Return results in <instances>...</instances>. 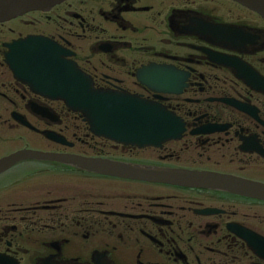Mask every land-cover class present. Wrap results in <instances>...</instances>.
Here are the masks:
<instances>
[{"label":"flooded vegetation","instance_id":"obj_1","mask_svg":"<svg viewBox=\"0 0 264 264\" xmlns=\"http://www.w3.org/2000/svg\"><path fill=\"white\" fill-rule=\"evenodd\" d=\"M27 37L56 46L24 54L20 78L5 55ZM61 61L129 101L85 119L36 72ZM22 150L54 158L0 173V264H264V18L233 0H65L0 22V159Z\"/></svg>","mask_w":264,"mask_h":264},{"label":"water","instance_id":"obj_2","mask_svg":"<svg viewBox=\"0 0 264 264\" xmlns=\"http://www.w3.org/2000/svg\"><path fill=\"white\" fill-rule=\"evenodd\" d=\"M64 0H0V22L7 21L18 15H22L26 12L33 10H48L55 4H58ZM242 5L257 12L264 18V0H234ZM48 45H52L47 40L37 38H27L16 42L11 48L15 49L18 54L11 56L10 63L15 67V73L17 77L24 76L27 69L23 66L22 59L24 54H40L37 49L44 48L47 50ZM59 67V66H58ZM54 68V67H53ZM50 67L40 68L38 67L37 73L42 76L44 83H48L50 80L54 82L55 88H59L57 96L64 101L66 106L72 110L82 112L83 116L88 119H98L101 117L99 111L104 110V107L112 105L113 101L127 102L126 98H119L114 96H108L105 93H95L92 91L87 78L80 73L74 66L68 67L70 70H66L63 66L56 71H51ZM40 75V76H41ZM56 79V81H55ZM141 102L140 109H153ZM103 134V133H102ZM105 135V134H103ZM40 158H54L48 157L47 154L38 152L21 151L5 157L0 160V173L8 169L14 163L23 159H40ZM70 162H78L70 160ZM83 166L89 170H93L99 173L113 174L116 176L140 179L150 182H164L172 184H191L192 177L180 176L178 173H167L155 169L142 168V167H129L125 165L101 163L98 161L83 162Z\"/></svg>","mask_w":264,"mask_h":264}]
</instances>
